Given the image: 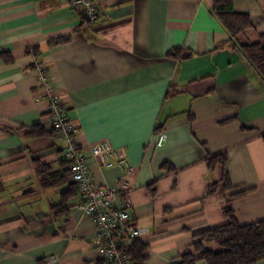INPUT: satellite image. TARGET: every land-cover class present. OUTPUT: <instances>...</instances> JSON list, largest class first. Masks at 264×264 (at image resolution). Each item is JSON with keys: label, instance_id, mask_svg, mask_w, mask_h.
Returning a JSON list of instances; mask_svg holds the SVG:
<instances>
[{"label": "crops", "instance_id": "1", "mask_svg": "<svg viewBox=\"0 0 264 264\" xmlns=\"http://www.w3.org/2000/svg\"><path fill=\"white\" fill-rule=\"evenodd\" d=\"M93 1L99 18L88 23L68 0H0V264H104L37 65L79 124L94 182L115 186L123 175L92 158L100 141L134 169L128 212L146 234L130 243L143 248L133 264L220 252L193 234L227 224L226 206L240 225L264 220V79L213 0ZM232 10L251 19L237 43H259L264 0H233Z\"/></svg>", "mask_w": 264, "mask_h": 264}, {"label": "built area", "instance_id": "2", "mask_svg": "<svg viewBox=\"0 0 264 264\" xmlns=\"http://www.w3.org/2000/svg\"><path fill=\"white\" fill-rule=\"evenodd\" d=\"M68 1L86 22L91 23L99 18L93 0ZM36 69L48 101L49 127L63 142V155L69 162V177L78 191L76 207L91 218L96 229L94 245L97 253L104 264H133L130 243L146 234L145 229L134 224L128 212L131 202L127 179L133 175L134 169L122 149L115 148L108 141H100L90 149L92 158L104 168L120 167L123 175L115 186L94 182L85 151L76 140L79 124L67 117L46 67L37 65ZM166 139V133L159 132L157 146L162 147ZM118 199L124 205L121 208L116 204Z\"/></svg>", "mask_w": 264, "mask_h": 264}, {"label": "trees", "instance_id": "3", "mask_svg": "<svg viewBox=\"0 0 264 264\" xmlns=\"http://www.w3.org/2000/svg\"><path fill=\"white\" fill-rule=\"evenodd\" d=\"M232 1L213 0V13L229 34L233 45L244 54L264 79V34L261 35V41L257 44L237 43L236 37L251 27V19L247 14L233 12ZM65 41H57V43ZM223 187L225 192L232 188L226 182ZM213 192L214 190L209 191L208 194H213ZM243 194L241 192L230 195L229 199ZM224 214L228 218L227 224L214 229L206 228L193 234V237L200 241L216 242L222 250L217 253L202 250L197 258L188 252L175 264H196L198 260H204L207 264H257L264 260V220L249 225H240L233 218L227 206ZM198 244L200 243L196 244V249H199ZM142 249L141 247L139 251L131 250L134 260L141 256Z\"/></svg>", "mask_w": 264, "mask_h": 264}]
</instances>
